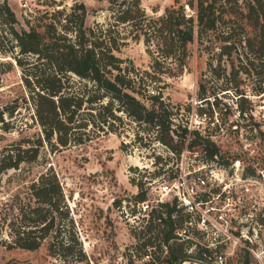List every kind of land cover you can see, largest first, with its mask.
<instances>
[{
	"label": "rangeland",
	"instance_id": "rangeland-1",
	"mask_svg": "<svg viewBox=\"0 0 264 264\" xmlns=\"http://www.w3.org/2000/svg\"><path fill=\"white\" fill-rule=\"evenodd\" d=\"M121 1L7 0L16 14L17 29H28L29 20L41 32L45 29L44 22L48 21L45 13L57 8L68 10L80 2L88 9L86 25L107 20L109 16L112 22H117L109 7L124 6ZM188 1L141 0V4L148 14L155 16L172 3L183 4L187 12H191L185 6ZM240 1L244 4L248 0ZM232 23L236 33L244 29L248 34L254 32L253 24L241 27L238 21ZM6 36L1 28L0 109L4 110L3 117L10 128L3 129L0 124V160L4 162L14 157L19 150L29 156L32 146H38V150L35 158L22 160L16 167L0 172V238L4 240L0 243V264H71L49 253L50 236L34 249L11 244V232L24 224L21 208L35 203L30 196V184L47 168L54 170L60 180L89 264H146L149 258L142 256L146 247H140V240L132 232H139L145 226L149 214L148 210H139L135 194L140 189L146 190V200L152 204L156 203L155 195L163 200L170 198L176 188L173 180H163L162 174H177L173 179L184 181V191L188 189L195 199L191 184L195 190L209 191L212 200L198 208L209 211L213 219L215 213H223V220L216 222L218 232L221 236L226 229L229 237L211 255L222 253L227 264H243L245 256L249 264H264V58L249 60L243 55L238 57L235 52L219 57L212 49L204 48L214 36L208 31L203 33L202 42L195 35L187 44L182 70L172 66L176 71L174 75L163 77L164 82L156 81V88L162 85L165 98L178 104L179 121L189 129L197 128L217 144V161L206 166L201 164L200 148L192 150L184 146L176 153L157 139H150L151 130L141 128L123 114L124 122L117 120L114 131L98 133L91 127L89 135L81 142L53 148L42 140L39 145L36 138L41 129L33 120L32 105L28 101L32 82L26 80L25 73L30 60L36 63L33 69L37 72L47 69V65L36 56L22 65L17 64L11 57ZM116 54L122 58L123 66L133 64L136 68L149 69L151 56L142 40H129ZM130 58L132 63H129ZM73 77L78 79L75 74ZM201 83L208 90L209 101H202L204 98L197 94ZM209 91L214 92L217 100L213 94L208 95ZM194 170L195 179L196 175L205 177L206 186L187 175ZM162 182H169L172 188L159 193ZM187 226L177 229L182 237L188 236L183 229L187 230ZM211 231L209 228V238L191 234L193 241L188 245V252L196 255L203 242L213 240ZM150 248L153 256L161 252L155 245Z\"/></svg>",
	"mask_w": 264,
	"mask_h": 264
},
{
	"label": "trees",
	"instance_id": "trees-1",
	"mask_svg": "<svg viewBox=\"0 0 264 264\" xmlns=\"http://www.w3.org/2000/svg\"><path fill=\"white\" fill-rule=\"evenodd\" d=\"M121 3L124 6L118 4L119 9L109 7L117 22H112L109 16L90 25L85 24L88 9L84 2L75 3L68 10L57 8L45 13L48 21L44 22L45 29L41 32L29 20L28 29H17L15 12L7 0L0 2V27L10 42L11 57L22 65L36 56L47 65V69L37 72L33 69L36 63L30 60L25 73L26 80L32 82L28 101L32 105L33 120L41 129L36 138L38 144L46 140L57 148L81 142L87 138L91 127L98 133L114 131L117 120L124 122L123 114L141 128L151 130L150 139H157L172 151L180 153L184 146L192 150L200 148L201 164L208 166L217 161V144L197 128L183 125L179 121L178 104L165 98L162 85L156 88L155 84L175 74L172 66L182 70L187 44L195 35L202 42L203 33L208 31L214 36L204 48L212 49L219 57L235 52L238 57L243 55L249 60L264 58V3L262 0H248L244 4L240 0H189L191 12H187L183 4L172 3L155 16L146 12L141 0H122ZM233 20L241 23V27L253 24L254 32L248 34L245 29L234 32ZM129 40L144 42L151 56L149 69L122 65L123 60L116 52ZM207 91L201 83L197 94L204 98L202 101H209ZM212 94L215 97L214 92L209 91L208 95ZM3 112L0 109V124L8 130L10 125L4 120ZM23 124L26 126L27 122ZM30 150L29 156L19 150L14 157L4 162L0 160V172L16 167L22 160L35 158L38 146ZM176 175L160 177L170 180ZM30 189L36 204L27 203L26 209L21 208L24 224L11 232V244L34 249L50 236L47 246L50 254L71 264H89L55 171L49 168L42 171L31 182ZM208 195L209 192L204 191L199 197L205 200ZM135 198L137 201L145 199L146 190L137 191ZM148 214L145 226L139 232H132L140 240V247H146L142 254H148L146 264H180L186 257L204 259L212 253L205 245L197 248L196 255L188 252V245L193 241L190 235H203V232L194 224L184 231L187 237L176 232L196 215L179 204L176 196L159 202ZM3 241L0 238V243ZM153 245L161 250L157 256L152 255L150 247ZM160 254L161 261L158 260ZM245 254L248 255L247 250ZM243 264H249L247 256Z\"/></svg>",
	"mask_w": 264,
	"mask_h": 264
},
{
	"label": "built area",
	"instance_id": "built-area-1",
	"mask_svg": "<svg viewBox=\"0 0 264 264\" xmlns=\"http://www.w3.org/2000/svg\"><path fill=\"white\" fill-rule=\"evenodd\" d=\"M185 6L187 8H189L188 4L186 3ZM186 10V9H185ZM187 11V10H186ZM191 11V10H190ZM203 165V164H202ZM201 165V166H202ZM196 170H194L193 172H187V175L193 177L192 179H194L196 181V183H201L200 185L202 186H206V182H205V177L203 176H197V179H195V172ZM166 181V179H163ZM173 180V185L175 186L176 190H174V194L171 196H176L178 203L181 205H185L187 206V208L189 210H192L193 212L196 213L195 216H192L189 220L185 221L184 226H187L188 224L190 225H195L197 229H199L201 232H203V235L207 236L209 238V228L212 230V237L213 240L208 239L205 242H203L201 245H205L207 247H209L210 249H212V251L217 250V248L220 246V244H222L223 242H225L228 237L229 234L227 233L226 229H223V232L221 234V236H219V226L217 225V221L219 219L223 220V213L219 212L218 214L215 213V217L214 219L210 216L209 211L207 212L206 210H200L198 207L202 206L203 204L210 202L212 199L210 198V192L209 195L207 197V199L202 200L200 196V194L202 192H204V190H195L194 186L191 184V191L194 192V194H196V199L194 198L193 194H191V192L187 189L186 191H184L183 189V182H177V180ZM168 181V180H167ZM190 184V183H189ZM182 185V187H181ZM172 186H170L169 182H162V184L159 185V189L158 191H160L159 193L165 192L168 189H171ZM170 197V198H171ZM168 198V199H170ZM147 198L138 201L137 205L139 210H149L151 209L153 206H156L159 202L164 201L163 198H161V196L155 195V204H152L149 200H146ZM166 199V200H168ZM188 223V224H187ZM184 231L186 230L185 227L183 228ZM178 234L179 231H176ZM211 238V236H210ZM144 257H146L148 259V254L144 255ZM194 258V257H191ZM196 260V264H227L226 263V259H225V255H223L222 253H217L215 255H207L204 259H200V258H194Z\"/></svg>",
	"mask_w": 264,
	"mask_h": 264
},
{
	"label": "water",
	"instance_id": "water-1",
	"mask_svg": "<svg viewBox=\"0 0 264 264\" xmlns=\"http://www.w3.org/2000/svg\"><path fill=\"white\" fill-rule=\"evenodd\" d=\"M132 62H133V59L130 58L129 63H132ZM191 262L196 264V260L194 258L186 257V258H184V259H182L180 261V264H188V263H191Z\"/></svg>",
	"mask_w": 264,
	"mask_h": 264
},
{
	"label": "crops",
	"instance_id": "crops-1",
	"mask_svg": "<svg viewBox=\"0 0 264 264\" xmlns=\"http://www.w3.org/2000/svg\"><path fill=\"white\" fill-rule=\"evenodd\" d=\"M189 264V263H188ZM190 264H194V263H190Z\"/></svg>",
	"mask_w": 264,
	"mask_h": 264
}]
</instances>
